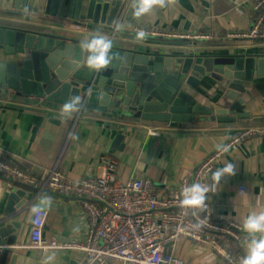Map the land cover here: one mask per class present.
Returning a JSON list of instances; mask_svg holds the SVG:
<instances>
[{
    "label": "crops",
    "instance_id": "obj_1",
    "mask_svg": "<svg viewBox=\"0 0 264 264\" xmlns=\"http://www.w3.org/2000/svg\"><path fill=\"white\" fill-rule=\"evenodd\" d=\"M235 1L175 0L164 7L154 5L148 12L135 13L131 21L121 23L115 34L83 20L66 19L65 24L50 20L43 24L52 27L45 28L51 33L88 42L102 37L132 49L264 57V40L229 38L230 33L248 31L254 17L253 0H240L237 9ZM75 25L82 28L75 31ZM141 31L146 34L144 39L137 38ZM154 32L207 38L152 36ZM244 83L241 97L245 103L239 112L250 113L251 117L234 122L170 123L86 110L62 114L64 106L36 97H17L0 89V144L16 157L21 168L42 177L54 167L71 178L99 177L105 172L104 159L113 157L123 181L149 178L162 191L178 188L189 170L219 154L212 171L199 184L212 185L213 172L227 164L234 166V174L224 175L215 190L206 193L205 202L216 219L243 226L239 251L245 257L253 237L244 230V221L250 214L264 212V134L231 143L241 133L240 124L259 123L264 129V77ZM214 84L205 80L198 89L185 86V90L204 108H226L234 102L227 98V90L214 88ZM220 145L227 151L218 148ZM241 186L247 187L244 195L239 193ZM11 198L13 202L8 206ZM21 203L24 207L12 220L22 224V232L15 241L8 239L0 244V264H80L84 260L85 253L72 248L48 249L38 259L40 250L28 247L33 208L49 210L43 232L46 242L55 239L66 245L83 241L88 223L78 202L51 192L38 195L34 189L0 178V221L8 209ZM254 235L259 239L264 233ZM169 247L184 264H224L214 252L189 239Z\"/></svg>",
    "mask_w": 264,
    "mask_h": 264
},
{
    "label": "water",
    "instance_id": "obj_2",
    "mask_svg": "<svg viewBox=\"0 0 264 264\" xmlns=\"http://www.w3.org/2000/svg\"><path fill=\"white\" fill-rule=\"evenodd\" d=\"M0 0V89L17 97H36L64 106L75 103L79 113L94 111L125 118L170 123L227 121L250 118L239 112L244 82L264 77V57L140 50L112 43L110 63L88 67V41L47 31L43 23L83 20L115 34L131 21L139 0ZM132 8H131V7ZM2 9V10H1ZM67 9V10H66ZM65 11L67 14L65 15ZM14 17L17 20L11 21ZM25 19V20H22ZM99 25V26H98ZM46 28V29H45ZM205 80L227 90L226 108H204L185 86L196 90ZM121 136L118 137V141ZM13 202L11 198L9 205ZM8 209L0 221V244L15 241L22 224L12 220L24 207ZM40 250V249H39ZM40 250L38 259L43 257Z\"/></svg>",
    "mask_w": 264,
    "mask_h": 264
},
{
    "label": "built area",
    "instance_id": "obj_3",
    "mask_svg": "<svg viewBox=\"0 0 264 264\" xmlns=\"http://www.w3.org/2000/svg\"><path fill=\"white\" fill-rule=\"evenodd\" d=\"M253 2L254 17L250 29L230 33L229 38L264 40V0ZM239 4L240 0H236L234 8L237 9ZM80 28L81 25H75L74 30L79 31ZM150 34L170 38H207L167 32ZM256 134H264V129L243 131L231 144ZM217 156L219 154L189 170L178 188L162 191L149 178L123 181L113 157L104 159L105 172L99 177L71 178L57 167L42 177L21 168L16 157L0 144V178L34 189L38 195L51 192L61 198L74 199L86 213L88 232L85 239L62 245L55 239L50 242L44 240L49 210L35 208L29 248L44 251L52 248L78 249L85 253L80 264H184L169 251V246L189 239L207 247L224 264H242L244 256L239 251L241 224L216 219L207 202L203 208L182 210L180 207L183 189L201 183L212 171ZM246 192V186L239 188L241 195Z\"/></svg>",
    "mask_w": 264,
    "mask_h": 264
},
{
    "label": "clouds",
    "instance_id": "obj_4",
    "mask_svg": "<svg viewBox=\"0 0 264 264\" xmlns=\"http://www.w3.org/2000/svg\"><path fill=\"white\" fill-rule=\"evenodd\" d=\"M175 0H139V7L136 15H141L148 12L154 5L164 7L166 3H173ZM145 33L143 31L137 34L138 39H144ZM82 48H86L91 55L88 58V67L90 69L100 71L108 66L110 58L108 57V51L111 48V42L104 38H94L85 45L81 44ZM75 103H79L78 97L72 98ZM75 103H66L61 110V113H71L78 111L75 107ZM223 151H227L225 146H218ZM226 174H234V166L227 164L224 168H218L212 173V185L202 186L200 184H193L192 186L183 189V199L180 202L182 210L188 208H203L205 207L206 193L209 190H215L216 185L219 184L220 179ZM33 211H36L33 208ZM199 225H197L198 227ZM244 230L248 232L253 238L251 239L250 246L247 248V255L243 258L242 264H264V235L261 238L256 239L255 233H264V212L260 214H250L244 221Z\"/></svg>",
    "mask_w": 264,
    "mask_h": 264
},
{
    "label": "rangeland",
    "instance_id": "obj_5",
    "mask_svg": "<svg viewBox=\"0 0 264 264\" xmlns=\"http://www.w3.org/2000/svg\"><path fill=\"white\" fill-rule=\"evenodd\" d=\"M246 125H243L241 126L242 124H240L239 126L242 127L240 132H243V131H248V130H252V129H256V128H260L262 127L263 125L259 124V123H246Z\"/></svg>",
    "mask_w": 264,
    "mask_h": 264
},
{
    "label": "trees",
    "instance_id": "obj_6",
    "mask_svg": "<svg viewBox=\"0 0 264 264\" xmlns=\"http://www.w3.org/2000/svg\"><path fill=\"white\" fill-rule=\"evenodd\" d=\"M26 104H28V103H26Z\"/></svg>",
    "mask_w": 264,
    "mask_h": 264
}]
</instances>
